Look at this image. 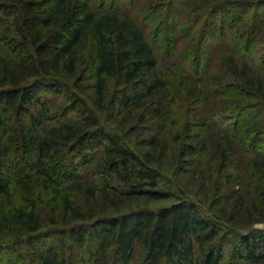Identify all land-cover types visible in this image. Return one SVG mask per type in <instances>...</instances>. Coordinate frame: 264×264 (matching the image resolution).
Instances as JSON below:
<instances>
[{"label": "trees", "instance_id": "trees-1", "mask_svg": "<svg viewBox=\"0 0 264 264\" xmlns=\"http://www.w3.org/2000/svg\"><path fill=\"white\" fill-rule=\"evenodd\" d=\"M116 1L0 0V250L28 245L38 264H68L73 248L96 240L81 264H129L136 246L140 264H220L229 231L240 260L264 264V230L232 225L264 224V48L258 64L250 58L264 32L259 17L249 30L244 19L217 26L256 0H127L131 13ZM214 44L219 55L209 58ZM46 92L76 119L49 125ZM205 101L214 108L196 123ZM241 155L245 181L219 220L190 200L103 216L131 198L169 197L159 188L163 161L178 171L206 162L221 192ZM226 210L229 228L218 214ZM59 225L71 228L55 244H33Z\"/></svg>", "mask_w": 264, "mask_h": 264}, {"label": "rangeland", "instance_id": "rangeland-1", "mask_svg": "<svg viewBox=\"0 0 264 264\" xmlns=\"http://www.w3.org/2000/svg\"><path fill=\"white\" fill-rule=\"evenodd\" d=\"M183 1L184 4L188 2V0H180ZM186 1V2H185ZM116 5L118 7L127 13L132 12V6H130V2L127 3V0H117ZM139 6L138 8H141L140 3L138 2ZM134 11V10H133ZM259 17V18H258ZM255 18H258V26L261 25V32H264V0H256V3L254 4V8L252 10H238L236 12H230V13H223L218 16L217 20V26L220 25L221 21L226 22H232L237 21L239 19H244V21H248L246 24L247 29L249 30V27L255 23ZM141 23L144 25V21H141ZM144 27V28H143ZM142 29H147V37L148 40L156 39L152 36H150V30L147 28V26H143ZM216 28V27H215ZM213 28V30L215 29ZM180 30V29H179ZM178 30V31H179ZM177 33L179 34L177 37L182 40V37L185 35V31H179ZM245 32V31H244ZM245 35V34H244ZM212 30L209 33V38L212 42L214 37H212ZM158 47L163 45L160 38L156 40ZM185 41L183 40L181 42V45H184ZM215 45V46H214ZM207 49V56L209 58L213 56H217L219 54H216L217 47L216 44H214ZM226 45V44H225ZM229 45L223 46L218 45L220 48V56H223L226 53V49H229ZM259 49L256 51H251L250 58L255 62V64H258L260 61V58L263 54L261 49L264 48V44H260L257 46ZM215 54V55H214ZM208 62V61H207ZM219 65V63L216 62V65ZM90 91L87 89V93ZM42 98L47 103V106L49 108V111L51 113L53 121L50 122L49 125H55V124H61L64 122H67L68 120H74L75 114L74 113H65L60 111L62 104V98H60L56 94L51 93H44L42 95ZM208 101V100H207ZM202 102L198 105V113L195 115L196 118L194 120L196 123H199L202 120V117L204 114L208 111V109H213L214 107L211 106V103L209 102ZM207 105V107L205 106ZM214 126V125H213ZM132 137V136H131ZM264 149V147H261ZM91 158V164L87 166L86 170L82 172V176L88 177V172L91 170L92 164L96 161V155L93 154L90 156ZM247 162V157L245 155H241L232 166V168L228 171V175L231 177V180L233 179V184L227 188H224L221 192L216 191L215 184L213 181H208V176L205 170V163L203 164H195L185 167L183 170H177L175 168V165L172 164V162L168 159L166 161H163L161 163V169H162V176H161V183H160V190L169 193L170 196L166 198H161L157 200H152L146 197H137V198H131L129 200H126V202H123L119 207L120 210L118 212H105L103 216H114L118 214L123 213H129L133 211H153L156 212L162 208L170 207L172 204H175L178 200H190L193 201L196 206L201 209L202 214L204 216L209 217H216L218 209H225L222 206L224 205V201H229L233 195L237 191L236 183L238 182H244L245 181V164ZM226 178V177H224ZM223 177L220 178L221 183ZM232 195V196H231ZM222 218L223 222H221V225L225 227H230V225L226 224L224 219L228 217L227 210L225 212H222V215L218 213ZM218 216V215H217ZM218 219V218H217ZM255 218H251V220L247 221L246 219L240 218L235 219L232 223L235 227L238 229V233H246L249 230H264V224L257 222L255 224H252L251 222H254ZM219 220V219H218ZM89 224V223H86ZM74 225L79 224H72L71 227ZM68 226H53V227H45V229L36 237L34 241V245L38 249H42L45 246L53 245L57 242L58 238L65 235L69 229L66 228ZM55 229V230H54ZM63 231L64 233H50L51 231ZM61 234V235H60ZM226 241L227 243L223 244L222 251H221V261L220 264H249L243 260H240L237 256V253L241 252L240 244L237 243L236 239L233 238V236L230 234L229 231L226 233ZM98 242L96 240L88 241L83 246L82 250H78L73 248V252L75 253V256L69 257L68 264H81L80 259H86L87 262H90L89 256L95 251V248L97 247ZM67 245H70L69 242H66ZM68 248H70L68 246ZM67 248V249H68ZM71 250V251H72ZM142 259V253L141 250L136 246L134 247L133 251V257L129 264H140ZM38 264L35 262V258L33 256L32 248L28 245H18L15 250H7L2 249L0 250V264ZM115 264V262H114Z\"/></svg>", "mask_w": 264, "mask_h": 264}]
</instances>
